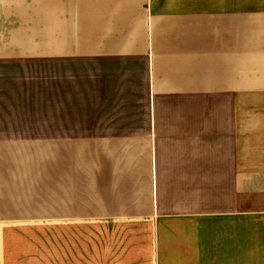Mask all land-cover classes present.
Here are the masks:
<instances>
[{"label": "crops", "instance_id": "crops-1", "mask_svg": "<svg viewBox=\"0 0 264 264\" xmlns=\"http://www.w3.org/2000/svg\"><path fill=\"white\" fill-rule=\"evenodd\" d=\"M0 264H264V0H0Z\"/></svg>", "mask_w": 264, "mask_h": 264}]
</instances>
